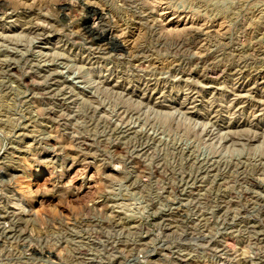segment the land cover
I'll use <instances>...</instances> for the list:
<instances>
[{"label":"rangeland","instance_id":"obj_1","mask_svg":"<svg viewBox=\"0 0 264 264\" xmlns=\"http://www.w3.org/2000/svg\"><path fill=\"white\" fill-rule=\"evenodd\" d=\"M0 264H264V0H0Z\"/></svg>","mask_w":264,"mask_h":264},{"label":"bare ground","instance_id":"obj_2","mask_svg":"<svg viewBox=\"0 0 264 264\" xmlns=\"http://www.w3.org/2000/svg\"><path fill=\"white\" fill-rule=\"evenodd\" d=\"M37 27H38V26H37ZM199 36H200V35H199ZM194 37H196V38H197V37H198V35H195ZM194 37H193V38H194ZM244 86H245V85H242V87H244ZM246 88H247V87H246Z\"/></svg>","mask_w":264,"mask_h":264}]
</instances>
